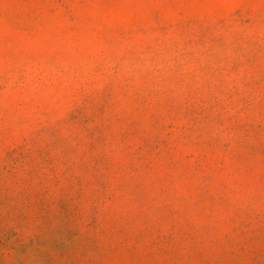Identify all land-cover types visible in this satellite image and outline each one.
<instances>
[{
  "label": "rangeland",
  "instance_id": "obj_1",
  "mask_svg": "<svg viewBox=\"0 0 264 264\" xmlns=\"http://www.w3.org/2000/svg\"><path fill=\"white\" fill-rule=\"evenodd\" d=\"M0 264H264V0H0Z\"/></svg>",
  "mask_w": 264,
  "mask_h": 264
}]
</instances>
